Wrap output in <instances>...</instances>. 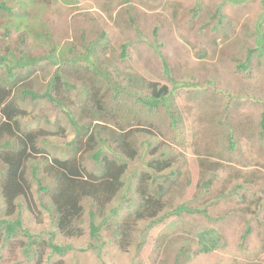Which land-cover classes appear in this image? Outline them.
Segmentation results:
<instances>
[{"label": "rangeland", "instance_id": "rangeland-1", "mask_svg": "<svg viewBox=\"0 0 264 264\" xmlns=\"http://www.w3.org/2000/svg\"><path fill=\"white\" fill-rule=\"evenodd\" d=\"M16 2L10 3L16 6ZM76 2L73 11L64 13L59 10L72 8L65 0H54L51 11L38 4H29L27 11L34 10V27L38 32L43 31L47 17L49 34L60 36L56 41L62 45L65 44L62 39L68 38L72 27L87 29L89 40L97 41L92 62L121 87L123 103L134 114L146 116L138 101L141 93L144 96L149 93L146 88L149 83H156L157 88L167 86L168 110L160 108L149 116L155 122L153 135L136 132L138 156L130 169L147 172L148 146L168 150L177 159V166L162 175L178 172L181 193L166 212L186 204L200 213L173 214L151 229H148L151 225L146 227V223H141L127 251L120 250L103 230L96 241L92 240L86 213L82 236H56L55 243L69 247L64 255H57L47 245L52 229L49 214L38 202V195L35 193L29 202L34 211L24 206L22 226H17L10 238L5 235V222H13L17 211L9 218L0 195V264H175L183 247H189L191 254L185 264H264V131L256 128L264 111V63L254 53L251 66H238L246 58V48L254 45L252 35L257 24L264 20V0H133V4H128L132 7L129 10L123 0ZM217 14L223 15L220 25ZM0 16L6 20V14ZM74 19L76 24L69 26L68 22ZM4 30L0 29V55L5 54L4 49H21L17 57L23 53L50 55L53 59L58 56L52 53V41L41 42L33 35L28 38L17 30H9L6 39L2 37ZM76 52L87 53V50L77 45ZM39 64L34 85L39 84L42 90L50 74L61 66L47 59ZM63 70L67 74L74 69L63 66ZM82 75H86L85 80L81 79ZM92 76L96 79L95 86H102L99 90L104 93L107 85L97 72L90 74L81 68L75 78L68 79L77 84L80 77L82 86L90 84ZM143 84L144 89L140 88ZM90 91L88 95L97 92L93 88ZM80 101L84 102L82 95L79 99L72 95L64 110L51 101H38L25 122L31 129L42 127L62 132L54 127L60 122L66 140H71L75 132L68 114L80 112ZM224 104H228L229 118L223 114ZM33 115L38 117L35 119ZM172 118L180 122L173 126ZM235 124L241 129L236 138L239 148L229 153L228 138ZM135 128H141L138 122ZM175 135L178 143L172 138ZM101 136L108 137L107 133ZM107 140L115 146L110 136ZM47 149L50 158L60 157L51 147ZM221 155L228 161L218 158ZM206 159L219 162L221 167L216 171L205 170L200 162ZM87 168L96 170L91 161L87 162ZM128 175L126 183L134 187L136 179ZM201 176L204 181L212 179L209 188H202ZM118 196L112 206H120L124 217L131 210L127 203L129 195ZM210 228L224 234L225 247L209 254L197 253V234ZM143 239L146 243L137 250V242Z\"/></svg>", "mask_w": 264, "mask_h": 264}, {"label": "trees", "instance_id": "trees-1", "mask_svg": "<svg viewBox=\"0 0 264 264\" xmlns=\"http://www.w3.org/2000/svg\"><path fill=\"white\" fill-rule=\"evenodd\" d=\"M12 1L14 0L0 2V14H6V20L0 16V29L7 30H4L2 37L7 39L9 30H17L27 37L33 35L34 39L41 42L52 41L54 43L52 53L56 52L58 56L53 59L50 55L32 56L23 53L17 57L21 49L18 51L4 49L5 54L0 55V70L3 72L0 73V195L6 205L5 213L9 218L17 211L13 222H5L6 237L14 236L17 226L21 228V215L25 205L30 212L34 211L29 202L35 193L38 195V202L49 214L52 230L49 232L51 237L47 245L57 255H64L69 247L65 248L55 243L56 236L58 234L67 238L82 236L86 213L90 219L91 239L96 241L103 230L122 251H127L133 241L132 235L141 223H146V227L151 225L148 228L151 229L173 214L181 216L183 213L189 215L200 213L196 209L187 207L186 204L179 205L176 210L170 209L169 213L166 212V208L171 207V203L181 193L178 186L180 178L178 172L162 175L177 166V159L171 157L168 150L162 151L155 145L145 147L146 156L149 157L147 172L136 173L133 168L130 169L138 156L136 132L153 135L155 122L151 121L149 116L160 108L165 107L168 110L170 93L167 86L157 88L156 83H149L146 87L149 93L145 96L141 93L138 101L145 108L146 116L140 117L134 114L135 111L133 112V109L123 103L121 87L110 79L106 71L99 70L96 63L92 62V56L96 55L97 41L89 40L87 29L72 27V32L68 31L67 37L73 39L63 38L65 44H59L56 39L60 36L52 37L47 30L49 24L47 17L43 31L38 32L34 27V10L27 11L29 4L42 5L44 9L51 11L54 0H16V6L10 3ZM65 2L72 4V8L59 10L60 13L73 11L74 7H77L76 0H65ZM123 3L129 10L132 7L128 4H133V0H123ZM222 17V14H217L219 25L222 24ZM68 23L69 26H73L76 21L74 19ZM263 27L264 20L257 24L252 35L254 45L246 48V58L238 65L239 68L251 66V55L254 53L259 55L262 58L261 63H264ZM24 40L26 41L21 39ZM86 43L89 44L84 47ZM77 45L85 48L87 53L76 52ZM122 56L126 58L125 54ZM45 59L61 67L50 74L45 89L40 90L39 84L34 85L35 72L39 69V63ZM83 63L86 66H82ZM63 66L74 70L66 74ZM81 68L90 74L97 72L103 77L107 85L104 93L99 90L102 86H95L96 79L93 76L90 84L82 86H80V77L85 80L86 75L80 76L77 84L71 81ZM69 76L72 78L68 79ZM92 88L97 92L88 95ZM140 88L144 89L145 85ZM72 95L77 99L82 95L84 99V102L80 101L82 107L79 113L68 114L71 118L70 125L75 132L73 139L66 140V135L63 133L65 130L60 122L54 124V127L62 132H51L42 127L31 129L25 122L30 116L29 112L32 114L36 109V102L51 101L64 110L67 102L71 101ZM227 106L228 104H224L223 114L225 113L229 118ZM160 113L158 112V115ZM33 117L36 119L38 116L33 115ZM136 119L141 128H135ZM172 119L173 126L180 122L175 118ZM95 121L103 123H93ZM260 127L264 131V111L261 122L256 128ZM240 131L239 126L235 124L228 138L229 153L238 151L239 140L236 138L240 135ZM106 133L112 138L111 141L115 146L109 144L108 137L101 136ZM177 137L178 135L172 136L175 143H178ZM47 147H51L54 154H60V157L50 158ZM218 158L228 161L224 155ZM88 161L93 163L95 171L88 170ZM200 164L205 170L216 171L221 167L219 162L210 159L201 160ZM129 173L130 177L136 179L134 187L126 183ZM199 181L203 185L202 188H209L212 183V179L204 181L202 176ZM176 188L178 190L175 192ZM120 193H124V198L129 195L127 203L131 210L124 217H121L120 206H112ZM249 206L247 209L250 210ZM97 220H100L99 225L96 224ZM143 237H146V234ZM196 237L197 253L209 254L225 247V236L217 229H205ZM145 243L144 239L138 241L137 250H141ZM190 258V248L183 247L174 263L185 264Z\"/></svg>", "mask_w": 264, "mask_h": 264}]
</instances>
